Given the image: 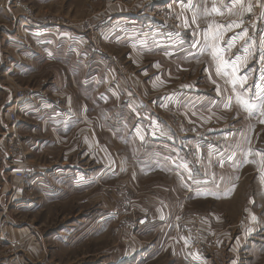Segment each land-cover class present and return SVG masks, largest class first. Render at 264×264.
<instances>
[{
	"label": "crops",
	"instance_id": "1",
	"mask_svg": "<svg viewBox=\"0 0 264 264\" xmlns=\"http://www.w3.org/2000/svg\"><path fill=\"white\" fill-rule=\"evenodd\" d=\"M197 1L160 0L151 9L154 0H148L145 8L144 4L135 9L118 4L109 12L111 19H116L108 28L113 36L105 39L109 53L118 58L129 49L135 57L140 53L148 56V63L140 73L153 91L162 89L158 101L143 97L144 90L130 71L127 59L126 65L122 64L123 59H117L124 77L117 76L115 63L99 70L88 59L87 66H80L84 63L74 48L88 45L93 30L87 22L80 26H57L37 46H32L35 56L27 67L7 69V73L19 78L33 76L40 64L58 73L47 89L50 99L28 101L18 113L16 132L27 157L31 180L18 185L13 178L10 185L0 172V211L8 209L9 220L0 233V246L12 248L9 259L3 258L7 255L1 251L0 264H81L90 258H93L92 264H134L140 255L121 259L119 245L106 254L109 251L106 244L110 247L117 240L111 229L114 222L111 211L117 204L122 178L129 180L135 203L141 209L138 217L147 225L148 264H193L185 261V249L199 240L205 244L204 253L198 245L199 253L195 255L200 264H238V258L241 264H264V192H257L250 201L249 185L234 184L232 180L227 183V177L232 176L228 170L223 175L226 183L218 185L214 183V176L196 164L198 180L190 188L191 197L186 199L184 180L179 184L175 174L183 176L184 150L189 148L185 142L181 143L183 136L158 115L161 107L170 103L177 110L190 112L210 102L208 91L203 90L205 87L191 81L186 84L181 72L165 73L164 65L152 66L153 62H149L151 59L155 61L153 64H167L179 57L183 60L202 57L196 34L185 31L179 23L181 15L186 17L187 12L197 22ZM207 1L209 4L204 10L209 41L203 47L216 64L214 72L221 76L222 69L226 71L225 91L222 87L226 94L224 109L237 107L264 125V68L261 67L264 42H249L258 51L242 53L232 60L229 53L223 56L218 52L216 41L218 18L238 11L245 13L246 5L258 0ZM186 7L191 9L185 11ZM238 21L237 17L224 24L226 30L233 31ZM94 23V20L90 22ZM230 46L236 48L238 44L230 43ZM76 65L80 66L81 73ZM189 65L181 60L179 69L184 71ZM156 72L162 74L149 78ZM201 91L208 97L195 101ZM12 95L9 93L0 105L1 110L13 106ZM210 107H215L212 101ZM126 113L132 120L125 122L123 114ZM5 122L8 130L10 124L7 119ZM211 134L225 138L226 145L239 141L234 138L235 130L226 128L202 137L197 135L195 142L214 146ZM212 146L207 151L211 159L217 158L220 152ZM148 149L151 158H148ZM254 153L259 159L264 156V150L254 149ZM200 156L198 163L202 161ZM151 159L156 160L157 167L151 163L148 166ZM260 161L256 172L245 168L242 177L254 172L264 180L263 160ZM181 164L182 170L176 171ZM150 178L159 182L148 201ZM145 208L152 212L149 219ZM191 215L195 217L192 221L199 223L198 233L190 230L183 234L180 219ZM234 221L237 222L235 231L231 226ZM29 241L34 246L26 258ZM187 256L192 257L189 253Z\"/></svg>",
	"mask_w": 264,
	"mask_h": 264
},
{
	"label": "rangeland",
	"instance_id": "2",
	"mask_svg": "<svg viewBox=\"0 0 264 264\" xmlns=\"http://www.w3.org/2000/svg\"><path fill=\"white\" fill-rule=\"evenodd\" d=\"M158 1L160 0H154V4L151 5V9L156 6L155 2ZM197 3L199 6V17L197 16V22H195L194 17L191 16L190 13L185 12L186 17L181 15L179 23L181 28L185 31H191L196 34L195 38H197L199 45H201L200 48L203 50L202 57L195 60L186 57L183 60V57H179V60L170 61L167 64H162V62L153 64L155 61L151 59L149 62H153L151 63L152 66H158L161 64L160 67H163L162 65H164L165 67L162 70L165 73L170 70L173 72H181L186 84H190L191 81L197 83L198 86H203V88L205 87L203 90L208 91V99L210 102L212 101L215 104V107H210L209 102L205 106L196 109V111L182 112V110H177L176 107L170 103L165 106L163 105L160 109L161 112L158 111V115L168 121L170 126L174 128L179 135L181 134L183 136V141H181V143L185 142V146H188L189 148V150H184L186 153L183 159V161H185V167L182 171L183 176L179 173L180 177L175 174L179 184H182L184 180L183 183L185 185L184 190L186 199L191 197L190 195L192 193L190 188L192 187V184L198 180L195 171L196 164H198L199 167H204L206 173L214 176V183L218 185L226 183L223 175L225 174V171L228 170L232 176L227 177V183L229 180H232L234 184H248L250 189L248 192V200L251 201L255 195H258L260 192H264V180L259 178V176L257 177L254 172L246 173L245 177H242L241 174L245 168H249L256 172L258 168L257 165L262 163L260 160H263L264 165V156L259 159L254 153V149L264 150V125H262L263 123L261 120L256 121L247 116L245 113L240 112L237 107L229 111L224 109L223 99H225L226 95L224 92L226 88V84H224V72L226 71L223 68V74H221V76L218 72H214L216 64L213 58L208 55L209 52L205 53L206 50L203 47L204 44H207L209 41L206 34L207 29H205L208 21L204 10V6L207 7L209 1L204 0V2H202L199 0ZM118 4H124L127 6L131 5L130 8L132 9L137 8L140 4H144L145 8L147 7L148 0H0V105L3 104L9 93L13 94L12 96L15 102L17 94L20 90L34 91V94L28 101L36 99H40L42 101L49 100L50 95L48 94L47 89H49L52 79H54L56 73H58L55 72L54 69L46 68V66L40 64L37 66L35 72L36 74L34 73L31 77L25 76L21 78L7 73V69L27 67L35 56L32 46L33 48L34 46H37V42L45 37H48V34L55 31L57 26H65L68 24L80 26L84 22H87L86 24L90 25L91 30L93 31H90L91 34L88 45H85V47L78 45L74 48V50H77L76 54L78 59L84 63L80 66H87L86 64H89L88 59L90 62L94 63V68L99 70H103L104 68L102 66L104 65L115 63L117 66V76L119 75L120 77H124L126 75L123 68H120L119 64H117V59H123V65H126L127 59L128 64L130 63V71H132L137 77L138 83L144 90L143 97L145 99L148 98L149 101L154 99L155 101H158L161 99L159 96L162 94L160 91L162 89H159V92L153 91L154 88L151 87V84L148 83L140 73L142 67L148 63V56L140 53L137 54L139 57H135L134 53L128 49L125 53H122V57L117 58L116 55L111 52L109 53V50L106 47L105 39H108L114 34L110 33L109 31L111 30H108V28L112 27L116 21V19H111L109 12H111L114 7L118 6ZM26 6L35 16L33 27L30 28H25L24 25L33 21L30 20L23 12V8ZM246 6L247 7L244 10L245 13L238 11L228 14L221 19H217L218 21L216 25L219 26L216 38V41L218 42V52L223 53V56L225 52L229 53L228 55L231 58L229 56L228 58L232 60L237 57L239 58L242 53L246 55L248 51L250 53L258 51L252 47L250 44L251 42H264V0H258L256 3L252 2ZM184 7L185 6L183 5L182 8ZM186 9L187 10L185 11H188L191 7H186ZM237 17L239 21L234 27V30L227 31L224 24L230 22L231 19H236ZM44 19H48L53 22L44 24ZM93 20L95 23L90 24ZM37 27L40 29H36ZM30 31L34 32V34L30 35ZM36 33H39L41 36ZM230 43H236L238 46L236 48H231ZM245 43L247 44L245 45ZM186 55L187 54H185V56ZM103 57L105 60H102ZM180 59L185 61L186 64H191L189 66H185L184 71L179 69L181 63ZM80 66H77L78 71L81 69ZM261 67L264 68V65ZM74 69L76 68L74 67ZM160 73L161 72H156L149 78H154L153 76L155 75L160 76L162 74ZM128 74H130L129 71ZM222 87L224 88V91ZM205 96L206 93L201 91L200 95H196L195 101L203 100ZM207 97L208 96H206V98ZM164 104H166V102ZM8 108L9 107H5L3 110L0 108V172L6 176L5 180L8 181L7 183L12 185V179L14 178L12 172L14 171V168H25L29 170V166L27 163V157L23 152L22 144L20 143V137L19 143L21 151L18 153V158L15 159V164H13L10 160V142L13 140L14 134L17 136L19 135L16 132L17 124L15 128L10 125V128L8 127L7 130L5 122L7 116L5 112ZM123 115L125 117V122L127 120H132L128 113ZM226 128L235 130L236 134L234 138L239 139L237 143H234L233 145H226L225 138L214 137L213 134L210 136L214 138V146L208 145L205 147L202 143L197 144V142H195L197 135H201L202 137L210 131H225ZM211 146L212 148H218L217 151H220L217 158L216 156H212V159L209 157L210 154L207 151ZM235 153L238 154V156ZM192 154L196 157V160L194 161L192 159ZM198 154L199 156L200 154L202 155L200 156L202 158L200 163H198ZM232 156L233 158L230 159ZM151 157L153 156L150 154V150L148 149V158ZM148 163V166L153 164L154 168L157 167L155 159L148 160ZM180 170H182V164L178 166L176 171ZM127 180V178H122V181L124 182H122L120 188L117 190L118 202L116 201L117 204L114 203L116 205L111 211V214L114 216V222L111 229L117 240H115L110 247L106 244V251L109 250L106 254L110 253L116 246L119 245L121 259L125 258L127 255L138 254L140 255L138 256L140 259L134 262V264H148V255H145V251H148V233L146 231L147 229H145L147 225L138 217V213H140L141 209L135 203L134 194L130 190L128 184L129 180ZM149 181L148 201L151 200L150 194L152 192H156V183L159 182H156L155 178H150ZM16 183L18 185L24 184L19 183L18 181H16ZM257 192L258 194H256ZM1 195L2 193H0V196ZM0 212V217L3 220L0 224L1 233L9 224V220L7 214L8 209L1 210ZM144 213H148L149 219L152 212L149 208H145ZM194 218L195 217H192L191 215L184 216L180 219L179 225L183 234H187L190 230H194L195 233H198L199 223L196 221L193 222L192 219ZM236 223L237 222L234 221L231 225L234 231L237 226ZM101 228L105 229V226H101ZM29 243L31 244L29 245ZM113 244L115 245L113 246ZM1 245L0 256L2 251L4 255H7L3 258L9 259L12 254V248H7V246L3 244ZM198 245L203 247L204 253L205 244L200 240L194 242L193 246L185 249L184 259L187 263L190 261L193 264L201 263L195 256L199 253L198 249L200 246ZM32 246H34L32 241L26 243V258L28 257L27 253L32 250ZM188 253L191 254L192 257H186V254ZM92 260L93 258H90L87 262H83L81 264H92ZM240 262L242 263L241 258H238V264H241Z\"/></svg>",
	"mask_w": 264,
	"mask_h": 264
},
{
	"label": "built area",
	"instance_id": "3",
	"mask_svg": "<svg viewBox=\"0 0 264 264\" xmlns=\"http://www.w3.org/2000/svg\"><path fill=\"white\" fill-rule=\"evenodd\" d=\"M23 12L30 20H33L32 22H29V24L28 23L24 24L25 28L33 27V22L35 20V16L33 12L27 6L23 8ZM43 22L44 24H48L49 22H53V21L44 19ZM36 29H40V28L37 27ZM102 60H105V58L103 57ZM33 94L34 91L32 90H24V91L20 90L17 94V98L14 105L6 110L5 114L7 116V119L9 120L8 122L13 128H15L16 124L18 123V113L23 108L22 105L25 104ZM20 151H21V146L19 143V136L14 134L13 140L10 142V148H9V156L13 164H15V159L18 158V153ZM0 157H1V153H0ZM12 175L14 179L19 183H26L30 181L32 178V174L30 173V171L25 168L15 167L14 171L12 172ZM2 222L3 220L0 217V224Z\"/></svg>",
	"mask_w": 264,
	"mask_h": 264
},
{
	"label": "snow or ice",
	"instance_id": "4",
	"mask_svg": "<svg viewBox=\"0 0 264 264\" xmlns=\"http://www.w3.org/2000/svg\"><path fill=\"white\" fill-rule=\"evenodd\" d=\"M215 10V9H214ZM247 107V105H245Z\"/></svg>",
	"mask_w": 264,
	"mask_h": 264
}]
</instances>
